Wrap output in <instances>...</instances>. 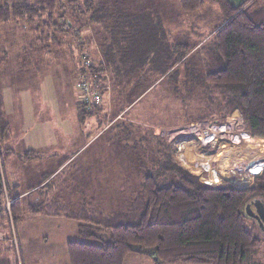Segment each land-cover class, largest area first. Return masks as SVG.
<instances>
[{
	"label": "trees",
	"instance_id": "obj_1",
	"mask_svg": "<svg viewBox=\"0 0 264 264\" xmlns=\"http://www.w3.org/2000/svg\"><path fill=\"white\" fill-rule=\"evenodd\" d=\"M67 1L70 9L65 13L60 11L65 0H0V22L12 20L19 23L24 19L28 25L35 21L39 28H45V33L52 27L50 31L53 33L62 31L68 35L75 32L79 34L77 45H80V32L87 29L92 33V28H95V36L101 39L102 58L88 64L87 61L82 62V68L75 62V74L76 68H80V75L88 77V80L90 77L91 83L100 86L101 100L105 96L106 81L111 80L116 85L107 105L111 121L118 115L124 117L128 112L126 108L160 81L159 77H166L176 69L180 59L198 54L199 65H204L205 72L203 75L197 73L195 80L187 78L185 83H180L192 86L194 81H198L201 85L182 87L175 93L180 97L192 95L203 100L200 105H193L202 109L201 114L183 121L181 125L154 126L166 130L194 121L228 122L231 112L238 109L251 136L264 139V3L247 0L233 6L228 0H214L223 14L222 21L204 41L203 51L195 52L196 43H193L179 54L153 52V56L162 55L168 64L157 75H152L154 68L151 64L138 65L136 57L131 55L136 50L142 53L139 42L131 40L132 34L140 31L135 27L140 23L139 17L126 14L116 5L104 4V0ZM179 3L182 12L188 13L198 9L201 0H179ZM51 38L53 35L46 39ZM30 49L23 54L27 55ZM35 71L39 70L35 68ZM147 73L150 75L148 78ZM77 103V120L85 123L89 116L99 113L103 100L90 108L89 104ZM106 115L103 114L104 117ZM99 125L102 129L107 124ZM143 125L146 126L145 123ZM10 127L0 95L1 163L4 156L17 154L10 145L5 147L10 140ZM146 136L157 146L158 162L160 152H163L166 160H160L159 164L162 174L171 177L170 183L158 185L155 174H145L138 190H131L132 195L120 208L107 210L97 195L88 196L83 192L81 204L80 199L75 202L80 208L75 210L66 205L63 195L66 193V181L60 182L58 177L53 179L58 171L54 176L45 173L42 182L48 180L46 183L42 185L41 182V186L21 196L16 186L5 183L7 197L12 200L9 213L4 205L0 180V230L8 233L4 241L16 234V225L24 214L61 216L77 222L81 238L70 240L66 245L69 264H125L124 259L129 253H143L163 264H264V259L260 261L259 257L264 240L254 233L258 224L244 210L245 205L255 198L264 201V174L249 187L207 186L179 164L171 154L173 147L166 138L151 131ZM37 154H40L37 149H24L19 158L31 160ZM69 158L59 163L58 169ZM56 185L58 189L54 199L48 196L47 189ZM33 192H38L37 199L32 200ZM100 231H106L109 239L99 244L92 243L93 238H99ZM11 244L9 250L14 252V244ZM4 249L2 251L6 253ZM14 258H7L0 264Z\"/></svg>",
	"mask_w": 264,
	"mask_h": 264
},
{
	"label": "rangeland",
	"instance_id": "obj_2",
	"mask_svg": "<svg viewBox=\"0 0 264 264\" xmlns=\"http://www.w3.org/2000/svg\"><path fill=\"white\" fill-rule=\"evenodd\" d=\"M140 1L148 4L151 0ZM155 1L158 6H163L160 15L156 11L152 14L126 13L123 8L126 14H134L140 20V23L135 26L140 31L132 34L131 40L139 42L142 53L136 50L132 51L131 55L136 57L138 65L144 63L149 66L151 64L154 68L152 75L161 72L160 70L167 66L168 62L162 59V55L153 56L151 53L165 51V54H168L167 52L174 54L173 49L181 53L190 44L202 40L210 33L213 34L219 22L222 21L223 15L219 10L218 3L214 0H201L200 7L188 13L182 12L179 0ZM257 1L264 3L262 0ZM121 2L123 0H104V4L122 8ZM138 3L139 0L135 2V4ZM68 5L69 2L65 0L64 8L61 7L60 11L66 13L70 9ZM34 19L37 21V17ZM26 23L24 19L19 20V23L12 20L0 22V57L5 58L0 63V76L6 77L7 81L10 79L11 73L16 76L22 65L25 68L24 80H26L28 72L30 75L35 68L39 70L38 81L32 85L33 97L30 92L23 91L20 98L17 96L18 99L14 101V97L7 98L9 95L7 88L4 92V102L5 104L10 102L9 110L12 109L9 114L11 136L5 147L10 145L17 154L4 156L3 163L0 161V180L3 184L5 185L9 178H15L11 172L10 162L14 163L17 168L16 177L18 180L20 182L23 180L24 185H29L32 184V180L42 179V175L47 172L49 166L59 164L68 156L71 157L67 163L58 170V178L60 182L66 181V193L63 195L67 207L71 209L80 208V205H75V202L83 196V192L88 196L97 195L96 198L101 200L107 210L120 208L132 195L131 190H138L145 174H155L158 185L170 183L171 177L162 174L159 164L160 160L165 161L166 158L163 152H160L158 162L157 146L146 135L151 131V133L163 136L168 140L167 132L154 124L166 127L181 125L180 123L183 121L193 119L201 114L202 109L195 108L193 105H200L203 100L192 95H189V98H184L175 93L182 87L192 88L193 85L195 87L201 85L198 84V81H194L192 86L180 83H185L187 78L195 80L198 77L197 73L203 75L205 72L204 65H199L198 54L180 59L177 63L179 67H177L178 65L176 69L173 67L174 70L169 72L166 77H159L160 81L157 80L158 82L152 85L146 94H142L131 107L126 108L128 109L127 116L115 117L119 120L114 118L111 121L107 111L109 107L107 105L111 102L110 97L113 90L116 89V85L111 80L110 82L106 81L105 96L102 98L103 109L100 110V114L89 116L87 122L79 123L76 103H83L82 85L91 81L90 77L88 80V77L80 75L81 63L87 61L88 64L89 61L101 60L103 54L100 50L101 39L95 36L96 29L92 28V33L87 29L80 32V45H77L79 34L75 32L68 35L63 34L62 31L53 33L50 31L52 27L48 33H45V28H39L35 21L29 22L31 27ZM42 24L44 27L43 21ZM179 24H182V32L174 34L176 36L173 42L166 39L168 33L178 30ZM40 31H44V36ZM52 35L56 39H46ZM17 37H20L22 41L21 48L17 45ZM11 38L16 41L14 44ZM124 42L126 43V41ZM120 43L121 41L118 44ZM8 48L10 49L8 50ZM28 49H30L28 56L31 60L27 58L26 54H23L27 53ZM6 51L8 54L4 56ZM121 53L123 54V52ZM150 57H152V61ZM75 62L77 66H80V68H76V74ZM8 72L10 73L4 76ZM149 76L147 73V78ZM28 81L26 80L25 90H27ZM11 91L13 92V90ZM205 100L210 102L208 97H205ZM103 114L107 115L104 117ZM123 119L125 121L121 122L120 120ZM107 123L111 124L99 129V124ZM143 123L146 125L149 123V125L145 126ZM62 125L71 128L67 131L66 136L61 130ZM43 128L45 131L51 128L52 131L45 134L42 133L44 132ZM91 136L94 137L91 138ZM46 143L50 147L41 150L37 157H33L31 160L19 158L24 149L32 145L38 148L43 147ZM251 151L260 155L264 154L257 148H253ZM171 154L173 155V152ZM1 158L0 155V160ZM63 195L61 194V199H63ZM34 196L33 193L32 200L35 198ZM81 199L80 204L83 201ZM6 204L5 201L4 205L6 206ZM30 217H33V220ZM61 220H66L67 223L59 224L58 222ZM19 221L16 225L15 237L23 264H69L66 251L67 241L81 239L76 230L77 222L60 216L54 218L41 215L26 216V214ZM10 228L12 229V227ZM100 233L99 238L91 240L92 243L99 244L103 242L102 240L109 239L106 231H100ZM254 233L264 240V233L259 226H255ZM7 234L0 230V261L14 257V252L9 250L12 245L11 239L8 238L4 241ZM262 248L259 256L260 261L264 259L262 258L264 244ZM3 249L7 252H3ZM124 263L163 264L143 253H129L125 257Z\"/></svg>",
	"mask_w": 264,
	"mask_h": 264
},
{
	"label": "built area",
	"instance_id": "obj_3",
	"mask_svg": "<svg viewBox=\"0 0 264 264\" xmlns=\"http://www.w3.org/2000/svg\"><path fill=\"white\" fill-rule=\"evenodd\" d=\"M82 89V101L89 104V108L102 102V92L97 84L87 82ZM230 118L228 122L194 121L178 128L162 129L168 134L167 141L172 144L173 155L179 164L207 186L249 187L264 174V154L251 151L257 148L264 152V139L251 136L238 109L231 112ZM1 183L5 207L10 213L12 200ZM11 242L15 258L1 264H23L14 233Z\"/></svg>",
	"mask_w": 264,
	"mask_h": 264
},
{
	"label": "crops",
	"instance_id": "obj_4",
	"mask_svg": "<svg viewBox=\"0 0 264 264\" xmlns=\"http://www.w3.org/2000/svg\"><path fill=\"white\" fill-rule=\"evenodd\" d=\"M138 0H123V2H121L122 3V9L124 8L125 10H126V13L127 12H129V13H138V14H142V13H147V14H152V13H154L155 11L156 12H158L159 13V15H160V13L162 12V10H161V7H163L162 5H159L158 6V4L156 3V1L155 0H151L148 4H146V3H144V2H141L140 0H139V3L138 4H135V2H137ZM229 1V3L231 4V5H233V6H235V5H240V4H243V3H246L247 2V0H245V1H239V0H228ZM262 1H264V0H262ZM239 3V4H238ZM257 3H258V1H257ZM219 7V6H218ZM128 13V14H129ZM220 23V22H219ZM182 26V24H179L178 25V30H176V31H172L171 32V36H169V33L167 34V36H166V39H168L169 41H171V42H173L174 41V38H175V36L177 35V33L178 32H182V30H181V27ZM219 26V25H218ZM174 34H176L175 36H174ZM210 35H211V33L208 35V36H206V37H204L202 40H199V41H197V42H194V43H196V46L193 48V49H195V52H202L203 51V49H202V46H203V43H204V41L206 40V39H208L209 37H210ZM12 39V42H13V44L17 41L18 43H17V45L21 48V46H20V44H22L21 42V39H20V37H17V40L15 41L14 40V38H11ZM30 39H32L31 37H30ZM31 41V40H30ZM177 45V44H176ZM10 48H8V50H9ZM20 50V49H19ZM176 50V49H175ZM174 49L172 50V52L174 53V54H179L178 53V51H175ZM166 53V52H165ZM167 53H169V52H167ZM181 53H182V51H181ZM8 53H7V51L5 52V54H4V56H6ZM22 54V53H21ZM29 54V53H28ZM28 54L26 55L27 57H29L28 56ZM1 59H0V63H2L4 60H5V58H3V56L2 57H0ZM1 65V64H0ZM20 70L19 71H17V74H16V76H13L12 75V73H11V77H10V79H7V81H6V77H3V76H0V95L2 96V100H3V104H4V112H5V116H7V118H8V121H9V114H10V112H12L11 110H9L10 109V105H8L9 103H7L6 102V104H5V102H4V97H5V90H6V88H7V91H8V93H9V95H8V97L7 98H13L14 97V101L15 100H17L18 98H17V96L20 98V95H21V93H23V91H27V92H30L31 94H32V97H33V92L34 91H32V85H34V84H36V82L38 81V78H39V71H35V70H33V71H31V74L29 75V72H28V76H27V84H26V86H27V90H25V83H26V80H24V70H25V68L21 65V68H19ZM27 71H28V69H27ZM10 72H8V73H5L4 74V76L5 75H8ZM20 73V74H19ZM13 76V77H12ZM17 84V85H16ZM31 85V86H30ZM51 86V85H50ZM39 87V89H40V86H38ZM54 89H55V87H54ZM11 90H13V92L11 91ZM13 104V103H12ZM101 109H103V105H102V108ZM100 109V110H101ZM103 113H105V111H103ZM15 113L13 112V115H14ZM99 114H100V111H99ZM117 117H120V115H118ZM66 119V118H65ZM65 121V120H64ZM87 122V121H86ZM9 123H10V121H9ZM109 124H111V123H107V125H105V124H103V125H105L104 127H107ZM102 125V126H103ZM147 126V125H146ZM104 127H102V129L104 128ZM156 128V127H155ZM51 129V128H50ZM48 130V131H45V129L43 128V130H44V132H42V133H50L52 130ZM62 131H64V135L66 136V134H68L67 133V131L68 130H71V128H70V126H63L62 125V129H61ZM100 132V131H99ZM99 132H97V133H99ZM96 133V134H97ZM96 134H94V135H96ZM48 136V135H47ZM28 138L30 137L29 135L27 136ZM94 136H91V138H93ZM31 139V138H30ZM63 139V138H62ZM50 147V145L48 144V143H46L43 147H36V146H34V145H32L31 147H29V148H27V149H37V150H39V151H41V150H43V149H45V148H49ZM41 153V152H40ZM44 153V152H43ZM71 157V156H70ZM67 161H68V159H67ZM11 163V172L15 175V178H12V179H8L7 180V182H8V184H10L11 186H16V188H17V192L20 194V196H21V194H25V193H27V191H32L34 188H37L38 186H41V182H42V179H37V180H32V184H29V185H31V186H29L28 184H26V185H24V182H23V180L20 182L19 180H18V178L16 177L17 176V174H16V171H17V168L14 166V163H12V162H10ZM61 163V162H60ZM67 163V162H66ZM59 169H58V164H55V165H52V166H49L48 167V170H47V172H45V173H50L52 176H54L56 173H57V171H58ZM44 173V174H45ZM44 174L42 175V177L44 176ZM51 176V177H52ZM59 176V172L56 174V176L53 178V179H55L56 177H58ZM48 179H50V177L48 178ZM42 184H43V182H42ZM58 186H59V184H58ZM21 187H23V188H21ZM57 189H58V187H57V185H56V187H52V188H49V189H47V191H48V196H50L51 198H56V192H57ZM22 191V192H21ZM34 193V192H33ZM35 194V198L34 199H37L38 197H37V192H35L34 193ZM33 195V194H32ZM58 195V194H57ZM59 196V195H58ZM61 197V196H60ZM26 216H30V215H27L26 214ZM41 216H44V217H46V216H49V215H41ZM49 217H54V216H49ZM57 217H59V216H57ZM57 217H54V218H57ZM61 217V216H60ZM31 218V220H33V217H30ZM63 218H65V217H63ZM66 219V218H65ZM21 220V219H20ZM60 221V220H59ZM66 220H61V222H58L59 224H65V223H67V222H65ZM75 221V220H74ZM76 222V221H75ZM76 226H77V223H76ZM76 230H77V228H76ZM77 234H78V230H77ZM67 243H68V241H67ZM67 245V244H66ZM138 254V253H137ZM146 255V254H145ZM148 256V255H147Z\"/></svg>",
	"mask_w": 264,
	"mask_h": 264
},
{
	"label": "water",
	"instance_id": "obj_5",
	"mask_svg": "<svg viewBox=\"0 0 264 264\" xmlns=\"http://www.w3.org/2000/svg\"><path fill=\"white\" fill-rule=\"evenodd\" d=\"M0 208H1V198H0ZM244 210L246 211V214L249 217H251L253 220H255V222H257L258 226L264 233V201L262 199L255 198L245 205Z\"/></svg>",
	"mask_w": 264,
	"mask_h": 264
},
{
	"label": "flooded vegetation",
	"instance_id": "obj_6",
	"mask_svg": "<svg viewBox=\"0 0 264 264\" xmlns=\"http://www.w3.org/2000/svg\"><path fill=\"white\" fill-rule=\"evenodd\" d=\"M253 208V207H252ZM254 209V208H253ZM255 221V220H254Z\"/></svg>",
	"mask_w": 264,
	"mask_h": 264
}]
</instances>
